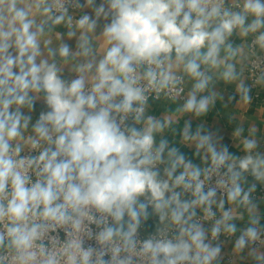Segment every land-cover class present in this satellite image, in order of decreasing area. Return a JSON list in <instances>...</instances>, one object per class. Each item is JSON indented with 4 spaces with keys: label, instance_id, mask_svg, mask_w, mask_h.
Instances as JSON below:
<instances>
[{
    "label": "clouds",
    "instance_id": "clouds-1",
    "mask_svg": "<svg viewBox=\"0 0 264 264\" xmlns=\"http://www.w3.org/2000/svg\"><path fill=\"white\" fill-rule=\"evenodd\" d=\"M260 92L264 0H0V264H264Z\"/></svg>",
    "mask_w": 264,
    "mask_h": 264
},
{
    "label": "crops",
    "instance_id": "crops-1",
    "mask_svg": "<svg viewBox=\"0 0 264 264\" xmlns=\"http://www.w3.org/2000/svg\"><path fill=\"white\" fill-rule=\"evenodd\" d=\"M255 104L257 105L264 104V92L257 93ZM208 122H209V126L213 128L220 127L223 131H227L228 128L230 127L223 121V119L220 116L215 115V113L209 115Z\"/></svg>",
    "mask_w": 264,
    "mask_h": 264
},
{
    "label": "built area",
    "instance_id": "built-area-1",
    "mask_svg": "<svg viewBox=\"0 0 264 264\" xmlns=\"http://www.w3.org/2000/svg\"><path fill=\"white\" fill-rule=\"evenodd\" d=\"M255 95L257 96V93Z\"/></svg>",
    "mask_w": 264,
    "mask_h": 264
}]
</instances>
